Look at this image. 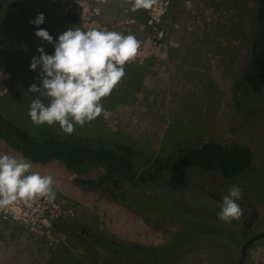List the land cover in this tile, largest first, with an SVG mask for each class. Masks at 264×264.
I'll list each match as a JSON object with an SVG mask.
<instances>
[{
  "label": "rangeland",
  "instance_id": "obj_1",
  "mask_svg": "<svg viewBox=\"0 0 264 264\" xmlns=\"http://www.w3.org/2000/svg\"><path fill=\"white\" fill-rule=\"evenodd\" d=\"M133 3L0 0L1 116L34 139L52 135L88 146H128L136 172L154 159L176 158L204 140L248 147L252 167L262 172L250 170L232 179L187 171L161 175V190H132L144 195L129 203L140 206L147 220L143 223L128 211L134 224L116 219L115 202L82 190L58 162L32 163L31 172L53 177L56 198H39L31 207L17 201L0 209V264H236L242 244L264 231V81L239 84L255 30V0H158L143 9V17L141 9L134 14ZM38 14L44 15V23L30 24ZM73 27L132 34L141 48L125 65L121 82L102 98L105 112L65 134L58 123L37 126L31 121V102L40 98L47 104L49 98L29 92L33 83L42 87L41 68L32 71L30 65L40 47L54 54L59 36ZM39 29L48 31L52 44L35 35ZM101 175L97 168L79 178L97 180ZM232 185L242 188L237 203L244 211L240 220L225 223L218 213ZM216 229L228 231L226 239ZM92 237L144 247L176 240L180 251L185 249L162 260L141 255L126 259L109 256ZM242 264H264V237L249 244Z\"/></svg>",
  "mask_w": 264,
  "mask_h": 264
},
{
  "label": "clouds",
  "instance_id": "obj_2",
  "mask_svg": "<svg viewBox=\"0 0 264 264\" xmlns=\"http://www.w3.org/2000/svg\"><path fill=\"white\" fill-rule=\"evenodd\" d=\"M158 0H134L132 11L151 9ZM43 14L29 21L30 24L44 23ZM35 35L42 41L53 43V37L45 29ZM141 42L135 35H123L108 29L80 27L66 30L54 45V54H45L44 48L37 49L39 57L32 59L30 69L39 66L42 87L33 83L29 92L41 93L49 98L45 104L34 99L29 107V117L37 125L59 124L62 132L72 134L75 125L83 127L100 117L105 109L102 98L111 94L126 75L125 65L139 54ZM32 163L24 157L0 155V209L8 208L17 201L28 207L39 198L54 201L56 183L51 175L31 172ZM30 173V174H29ZM242 198V188L232 185L223 197L218 219L225 223L238 221L243 208L237 203Z\"/></svg>",
  "mask_w": 264,
  "mask_h": 264
},
{
  "label": "trees",
  "instance_id": "obj_3",
  "mask_svg": "<svg viewBox=\"0 0 264 264\" xmlns=\"http://www.w3.org/2000/svg\"><path fill=\"white\" fill-rule=\"evenodd\" d=\"M133 12L136 14V11ZM142 12L143 9H141L139 17L144 16ZM146 19V17L143 18L144 27H147ZM254 27L255 30L249 43L240 77V85H245L247 81L253 79L264 81V0H255ZM0 141L15 154L24 157L31 163L45 164L56 161L75 178L101 168L102 175L97 180L75 184H78L82 190L92 191L102 198L118 203L139 217L143 223H147V220L141 214L138 208L140 206H133L129 201L132 197H144V195L133 193L132 190L146 193L157 192L161 190L157 181L164 175L169 177L174 176L177 172L187 171L186 173L198 172L217 179H232L250 170L258 174L262 172L252 167V154L248 147L238 143L219 145L211 140L200 141L196 146L176 158L154 159L148 168H142L136 172L130 164V155H133L134 151L128 146L118 144L88 146L75 141L74 138H61L52 135L34 139L27 132L3 118L1 114ZM172 184L174 183L170 182L168 185ZM177 223L172 222L171 224ZM216 232L218 236L226 239L224 234H227L228 231L223 234L216 229ZM261 237H264V231L257 236V239ZM91 239L103 247L109 256H121L126 259L141 255L151 261L162 260L181 254L185 249L184 247L183 251H180L183 247L181 244L175 245L176 240L155 247H144L109 238L92 237ZM235 241L236 239H232L231 242Z\"/></svg>",
  "mask_w": 264,
  "mask_h": 264
},
{
  "label": "crops",
  "instance_id": "obj_4",
  "mask_svg": "<svg viewBox=\"0 0 264 264\" xmlns=\"http://www.w3.org/2000/svg\"><path fill=\"white\" fill-rule=\"evenodd\" d=\"M1 144L2 145L0 146V155H2V154L15 155L18 159L20 158V156H18L13 151H11L2 142H1ZM50 162H53V161H50ZM50 162H47L45 164H49ZM113 206H114L113 209L116 210V213H117L116 219H118L120 221H122V220L123 221L130 220L132 223H134V224L136 223L134 216H132V214L130 215V213L128 212V210L124 209L122 206H120V205H118L116 203H113ZM119 231L124 234V232H122L121 230H119ZM127 234H131V232H127Z\"/></svg>",
  "mask_w": 264,
  "mask_h": 264
},
{
  "label": "water",
  "instance_id": "obj_5",
  "mask_svg": "<svg viewBox=\"0 0 264 264\" xmlns=\"http://www.w3.org/2000/svg\"><path fill=\"white\" fill-rule=\"evenodd\" d=\"M73 181H74V183L84 184V183H86V182L89 181V180H87V179H81V178H75V179H73ZM258 236H259V235H258ZM256 238H257V237L251 238L250 240H248V242H253ZM243 259H244V251H243V249H242V250H241V253H240V258H239L237 264H242V263H243Z\"/></svg>",
  "mask_w": 264,
  "mask_h": 264
},
{
  "label": "flooded vegetation",
  "instance_id": "obj_6",
  "mask_svg": "<svg viewBox=\"0 0 264 264\" xmlns=\"http://www.w3.org/2000/svg\"><path fill=\"white\" fill-rule=\"evenodd\" d=\"M80 233H82V231H79ZM86 236H88V233H84ZM251 242H248V241H245V243H243V245H242V247H241V249H240V253H241V250L243 249V251H244V254H245V250H246V248L249 246V244H250ZM239 258H240V255H239ZM237 264V263H236Z\"/></svg>",
  "mask_w": 264,
  "mask_h": 264
},
{
  "label": "built area",
  "instance_id": "obj_7",
  "mask_svg": "<svg viewBox=\"0 0 264 264\" xmlns=\"http://www.w3.org/2000/svg\"><path fill=\"white\" fill-rule=\"evenodd\" d=\"M148 24H150V21H148Z\"/></svg>",
  "mask_w": 264,
  "mask_h": 264
}]
</instances>
